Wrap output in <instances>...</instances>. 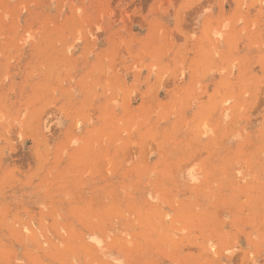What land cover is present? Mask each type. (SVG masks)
I'll use <instances>...</instances> for the list:
<instances>
[{"label":"rangeland","instance_id":"rangeland-1","mask_svg":"<svg viewBox=\"0 0 264 264\" xmlns=\"http://www.w3.org/2000/svg\"><path fill=\"white\" fill-rule=\"evenodd\" d=\"M0 264H264V0H0Z\"/></svg>","mask_w":264,"mask_h":264},{"label":"bare ground","instance_id":"bare-ground-1","mask_svg":"<svg viewBox=\"0 0 264 264\" xmlns=\"http://www.w3.org/2000/svg\"><path fill=\"white\" fill-rule=\"evenodd\" d=\"M93 234V233H92Z\"/></svg>","mask_w":264,"mask_h":264}]
</instances>
